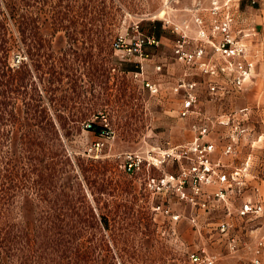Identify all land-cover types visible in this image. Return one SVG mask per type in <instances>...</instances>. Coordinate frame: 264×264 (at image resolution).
Instances as JSON below:
<instances>
[{
	"label": "rangeland",
	"instance_id": "1",
	"mask_svg": "<svg viewBox=\"0 0 264 264\" xmlns=\"http://www.w3.org/2000/svg\"><path fill=\"white\" fill-rule=\"evenodd\" d=\"M0 1L14 6L13 16L1 8V48L30 71L19 120L0 125V264H204L191 253L264 264V0ZM226 34L244 49L228 60L215 50ZM148 37L157 44L140 56L135 43ZM179 42L202 56L179 59ZM239 63L253 73L240 85ZM182 83L197 95L186 116ZM194 124L208 127L213 158L235 177L226 204L212 187L202 206L147 185L179 170L161 152L186 143ZM22 195L38 219L66 213L52 243H4ZM246 202L262 208L242 215Z\"/></svg>",
	"mask_w": 264,
	"mask_h": 264
},
{
	"label": "built area",
	"instance_id": "2",
	"mask_svg": "<svg viewBox=\"0 0 264 264\" xmlns=\"http://www.w3.org/2000/svg\"><path fill=\"white\" fill-rule=\"evenodd\" d=\"M225 25L226 27L223 29L224 31L227 30L228 23H225ZM145 43L157 44L154 37H148L147 39L137 41L134 49L139 51L140 56L143 55L142 46ZM117 46H123L122 38L117 42ZM128 50H131V48H128ZM215 50L228 60L243 53L244 49L239 46L230 35L226 34L223 41L215 46ZM175 52L179 59L185 62H193L203 54V50L201 49L194 52L186 50L180 42L177 45ZM202 65H204V63H202ZM233 67L236 71L234 74V82L236 84L240 85L250 77V63H239ZM180 86L184 88L185 91L180 113L182 116H186L194 107L197 101V95L193 83H182ZM87 126L90 128L91 124H88ZM193 132L194 137L192 140L161 152L162 160L171 158L178 161V163H180L179 170L175 173L164 172L159 176H149L147 185L153 191H170L185 202L192 205L198 204L202 206L207 205L206 198L203 197L205 194V188L212 187L213 190L211 191V195L213 199H217L226 204L228 201V190L232 185L231 180L235 177L233 175L230 177L227 172L223 171V165L221 162L213 158L212 155L215 152V144L211 141L205 140V137H207L209 133L208 127L204 124H194ZM234 142L235 137L233 136L232 140L224 146L225 154H229L234 150ZM134 163L136 164V161ZM128 164L131 166L132 162H129ZM261 208L260 204L254 205L250 202H246L243 205L241 214L257 213ZM177 217L178 216L175 218ZM220 226L222 230H226L228 227L226 223H221ZM190 259L197 263L203 262L204 264H214L213 257H203L198 253H191Z\"/></svg>",
	"mask_w": 264,
	"mask_h": 264
},
{
	"label": "trees",
	"instance_id": "3",
	"mask_svg": "<svg viewBox=\"0 0 264 264\" xmlns=\"http://www.w3.org/2000/svg\"><path fill=\"white\" fill-rule=\"evenodd\" d=\"M3 7L9 15L13 16L14 6L11 1H0V12ZM1 25L2 23L0 22V29ZM39 44L40 42L36 41V45L38 46ZM4 45L3 39L0 38V125L7 122H11V125H13L15 121L19 120L15 111L17 108L16 100L23 103L29 97L27 88L30 71L24 59L20 60L17 65H13L10 60L9 51L1 48ZM143 47L145 49L146 45L144 44ZM34 68L36 71L39 69L38 65H35ZM34 89L36 87L33 88L32 95H30L33 99L39 101L40 92L37 91V93ZM89 129H94L98 133L102 131L101 127L95 124H91ZM30 204V199L25 195H22L15 205L13 203L14 209H18L19 220L17 225L13 223L5 230V239L2 238L4 243L11 240L10 238L16 237L23 240L22 242H18L20 245L28 244L31 246L34 244L42 246L45 243H52L56 239L57 230L65 227L64 221L68 219L65 217L66 213L62 214L53 210L45 213L42 219H38L34 210L29 209ZM8 212L12 211L8 209ZM14 231L15 233L12 236Z\"/></svg>",
	"mask_w": 264,
	"mask_h": 264
},
{
	"label": "crops",
	"instance_id": "4",
	"mask_svg": "<svg viewBox=\"0 0 264 264\" xmlns=\"http://www.w3.org/2000/svg\"><path fill=\"white\" fill-rule=\"evenodd\" d=\"M228 1H231V0H228ZM236 2H237V0H235L234 4H237ZM253 71H254V69H253ZM252 76H253V73L251 74V77L247 79V81H249V80L252 78ZM247 81H246V82H247ZM193 137H194V132L192 131V136H191V138H190L189 140H187L186 142L192 140ZM205 140H207V141H211V142L213 141V140L209 137V133H208L207 137H205ZM212 156L214 157V154H213Z\"/></svg>",
	"mask_w": 264,
	"mask_h": 264
},
{
	"label": "bare ground",
	"instance_id": "5",
	"mask_svg": "<svg viewBox=\"0 0 264 264\" xmlns=\"http://www.w3.org/2000/svg\"><path fill=\"white\" fill-rule=\"evenodd\" d=\"M166 13V10L165 9H161L160 12H159V16L160 17H163ZM200 34H204V31H201Z\"/></svg>",
	"mask_w": 264,
	"mask_h": 264
}]
</instances>
